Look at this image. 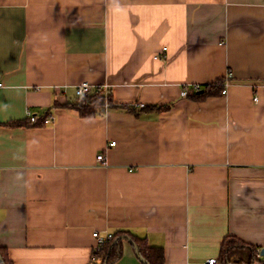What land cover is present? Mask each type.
<instances>
[{"label":"crops","instance_id":"0c3cea01","mask_svg":"<svg viewBox=\"0 0 264 264\" xmlns=\"http://www.w3.org/2000/svg\"><path fill=\"white\" fill-rule=\"evenodd\" d=\"M228 72L226 94H182ZM0 77L14 264H87L96 230L164 264H209L227 235L264 248V0H0ZM85 81L111 92L102 114L63 106ZM27 109L51 120L7 123ZM123 243L114 264H145Z\"/></svg>","mask_w":264,"mask_h":264},{"label":"trees","instance_id":"16d2710c","mask_svg":"<svg viewBox=\"0 0 264 264\" xmlns=\"http://www.w3.org/2000/svg\"><path fill=\"white\" fill-rule=\"evenodd\" d=\"M224 79L202 85L199 91L191 93L189 96L196 99L204 98L212 94H222ZM111 92L99 87L84 96H79L76 101L66 102L63 106L77 109L82 116H94L102 114L106 109V102L109 106L114 104ZM58 105V104H57ZM48 115L31 120H13L7 122L9 125H40L45 123ZM127 235L134 240L138 253L147 259L149 264H164L165 251L161 246L150 245L146 237L134 235L125 230H118L113 233V237L95 247L92 256L87 264H114L124 252V243ZM259 246L246 242L235 235H227L220 248L218 264H253L256 260H263L260 255ZM1 264H14L10 259L7 250L0 247Z\"/></svg>","mask_w":264,"mask_h":264},{"label":"built area","instance_id":"2783aa9c","mask_svg":"<svg viewBox=\"0 0 264 264\" xmlns=\"http://www.w3.org/2000/svg\"><path fill=\"white\" fill-rule=\"evenodd\" d=\"M158 55H156L155 57H157ZM232 73L231 72H228L227 76H226V81L223 82V88H222V93L223 94H226L227 93V80L231 77ZM3 85V81L1 80V77H0V86ZM99 87H102L104 89H106V92L109 91V89L106 87V86H103V85H92L91 83L85 81V82H81L77 85L76 87V93L78 96H84V95H87L88 93H90L92 90L96 89V88H99ZM202 85L201 84H198V83H195V84H186L184 85L183 87V90H182V94L184 96H189L191 93L193 92H196V91H199L201 89ZM257 99V98H255ZM106 107L109 106V102H106ZM137 105V104H136ZM139 106H144L143 103L141 104H138ZM27 115L28 117L31 119V120H36V115L33 114V112L30 110V109H27ZM51 120L50 117L46 118V122H49ZM115 141H112L111 144H114ZM98 160L102 162L103 165L107 166L108 165V161H107V157L105 156V154L103 153H100L98 154ZM93 235L94 237L96 238L97 240V245L96 247L100 246L101 244L105 243L106 241H108L109 239H111L113 237V232H109V231H106L105 233H102L98 230L94 231L93 232ZM207 262L209 264H218V259L217 258H210L207 260Z\"/></svg>","mask_w":264,"mask_h":264},{"label":"water","instance_id":"95a60500","mask_svg":"<svg viewBox=\"0 0 264 264\" xmlns=\"http://www.w3.org/2000/svg\"><path fill=\"white\" fill-rule=\"evenodd\" d=\"M126 238H128V240H129L131 243L134 244V246H135V248H136V251H137V253H138V248H137L135 242H134L129 236H127ZM261 252L264 253V248H262ZM138 256H139V258H140L145 264H149L148 261H147V259H145V258H144L142 255H140L139 253H138ZM0 260H1V256H0Z\"/></svg>","mask_w":264,"mask_h":264}]
</instances>
